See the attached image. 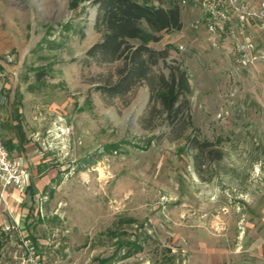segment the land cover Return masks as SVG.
I'll return each instance as SVG.
<instances>
[{
  "label": "rangeland",
  "instance_id": "1",
  "mask_svg": "<svg viewBox=\"0 0 264 264\" xmlns=\"http://www.w3.org/2000/svg\"><path fill=\"white\" fill-rule=\"evenodd\" d=\"M162 2L182 12L181 30L150 43L170 45L154 73L178 63L188 74L191 125L179 138L148 117L145 81L124 97L97 89L119 62L86 58L101 37L91 1L70 11L67 0H0V134L29 135L38 172L59 176L24 225L0 230V264H19V233L44 264H264V29L249 31L242 64L234 39L210 38L195 0ZM193 136L222 157H201L197 171Z\"/></svg>",
  "mask_w": 264,
  "mask_h": 264
},
{
  "label": "trees",
  "instance_id": "2",
  "mask_svg": "<svg viewBox=\"0 0 264 264\" xmlns=\"http://www.w3.org/2000/svg\"><path fill=\"white\" fill-rule=\"evenodd\" d=\"M87 1L96 5L94 27L101 37L86 50V58L96 64L119 62L115 79H107L97 89L108 97H124L145 81L149 86L150 98L156 103L149 109L148 117H153L154 112L163 116V121L170 126V133L174 134V138H179L191 125L188 74L178 63L167 64L166 74L154 73L153 67L159 61L165 62L168 57L170 45L156 49L150 43L161 40L164 32L182 29L180 6L177 3L164 6L162 0H67V8L75 11ZM46 70L45 67L36 69V79L41 80ZM3 143L10 149L5 141ZM210 145L209 141L196 136L187 138L186 146L196 151L193 157L197 171L201 157H222V152ZM58 177L56 174L50 183H57ZM48 188L49 185H46L43 191ZM126 221L132 222L133 219ZM144 240L123 242L122 246H126V249L120 257L127 258L142 250Z\"/></svg>",
  "mask_w": 264,
  "mask_h": 264
},
{
  "label": "built area",
  "instance_id": "3",
  "mask_svg": "<svg viewBox=\"0 0 264 264\" xmlns=\"http://www.w3.org/2000/svg\"><path fill=\"white\" fill-rule=\"evenodd\" d=\"M200 9V20L211 39L226 36L236 41L237 61L247 64L253 60V45L248 33L264 29V0H195ZM182 4L186 0H181ZM241 38L242 40H239ZM66 137L69 127L61 128ZM30 182V169L20 158L13 157L0 134V200L9 187L24 191ZM19 264H44L32 239L19 233Z\"/></svg>",
  "mask_w": 264,
  "mask_h": 264
},
{
  "label": "crops",
  "instance_id": "4",
  "mask_svg": "<svg viewBox=\"0 0 264 264\" xmlns=\"http://www.w3.org/2000/svg\"><path fill=\"white\" fill-rule=\"evenodd\" d=\"M15 134L16 135H13V138L8 141L10 147L8 150L12 156V153L15 152L16 155H14V157L20 158L29 167L30 182L24 191H19L13 187H9L5 191V202L0 200V230L9 227L18 228L24 225L23 223L27 216L25 214L26 207L28 211L30 209L29 207L34 206L35 202H38L36 196H39L43 192L44 187L49 185L50 181L56 176H54L53 169L46 165H43V167H47L45 170L38 172V149L32 146L29 135L20 136L16 132ZM42 162L45 161L42 160Z\"/></svg>",
  "mask_w": 264,
  "mask_h": 264
}]
</instances>
